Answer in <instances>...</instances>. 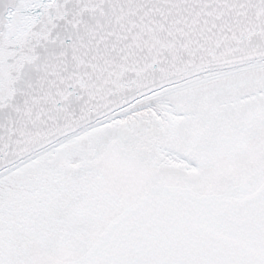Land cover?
Segmentation results:
<instances>
[{
  "label": "snow or ice",
  "instance_id": "1",
  "mask_svg": "<svg viewBox=\"0 0 264 264\" xmlns=\"http://www.w3.org/2000/svg\"><path fill=\"white\" fill-rule=\"evenodd\" d=\"M0 264H264V0H0Z\"/></svg>",
  "mask_w": 264,
  "mask_h": 264
}]
</instances>
